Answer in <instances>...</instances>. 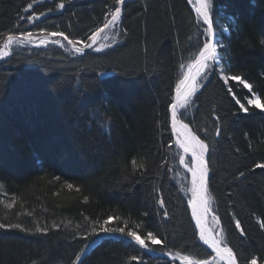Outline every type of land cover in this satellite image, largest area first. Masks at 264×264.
<instances>
[{
  "label": "trees",
  "instance_id": "16d2710c",
  "mask_svg": "<svg viewBox=\"0 0 264 264\" xmlns=\"http://www.w3.org/2000/svg\"><path fill=\"white\" fill-rule=\"evenodd\" d=\"M28 3L0 0V47L9 32L41 30L83 42L115 0H36L25 12ZM33 12L46 15L20 18ZM212 13L214 27L228 29L217 35L225 46L218 49L221 67L253 90L230 81L229 93L220 68L209 70L184 122L209 145L210 212L226 243L238 264L253 257L264 264V170L254 168L264 163V110L247 104L253 94L264 104V0H214ZM117 25L116 41L104 51L76 55L58 44H25L0 61V223L30 229H0V264H139L134 255L144 264H180L100 231L109 216L106 227L127 221L126 230L142 237L157 234L163 243L154 253L212 257L198 240L187 202L191 181L170 125V101L186 70L180 65L197 54L206 26L188 0H128ZM133 160L144 168L133 169ZM101 236L77 263L81 249Z\"/></svg>",
  "mask_w": 264,
  "mask_h": 264
},
{
  "label": "snow or ice",
  "instance_id": "6c2138e0",
  "mask_svg": "<svg viewBox=\"0 0 264 264\" xmlns=\"http://www.w3.org/2000/svg\"><path fill=\"white\" fill-rule=\"evenodd\" d=\"M36 3V0H32V3H28L25 12H28L33 8V5ZM126 0H115V5L113 9L105 17V21L101 26L95 28L94 31H90L84 41L70 39L67 34L64 32H50L46 30H41L38 44L47 45L49 42L53 44H59L61 47L64 45L61 44L59 39H51V37H62L63 40L67 41L69 45L73 46V49L76 53L83 54L85 49L92 48L93 45L98 43L99 39L108 40V35L106 30L110 28L117 27V22L121 20L122 17V6L125 5ZM188 3L193 5L195 12L197 14V22H202L206 27L203 28L200 35L206 37L202 42V47H199L197 54L187 63V65L181 64L180 68L186 70L183 72L182 78L178 79L175 84V96L170 101V113H171V131L176 134L175 145L183 150V154L179 155V163L184 165V167L191 173V188L192 198L189 201L192 208V216L196 221V225L199 228V239L203 241L205 245L211 248L216 253V258L221 261H226V264H238L237 254L233 251L232 247L228 246L226 243V234L223 232V229L216 234H214V229L208 226L207 216L210 209L211 197L208 195V185H209V165L205 159V155L209 152V145L205 140L201 139L190 127L188 123L184 122L185 113L188 111L191 106V98L196 93L200 87L199 81L204 79L208 75V71H215L218 67L220 68V78L223 83L228 86L227 91L232 93V87L229 85L230 81H238L239 84L243 85L244 88L248 89L249 92H252L253 85L248 82L247 78L242 75L235 74L229 75L231 68H223L221 64L223 58L218 51V49H224L225 46L217 39L219 31H228L227 28L221 27L217 29L214 27L212 7L214 0H188ZM58 9H64L65 3L61 2L56 6ZM55 9L50 8L49 11ZM46 15L41 12L39 14L32 13L27 17H20L21 19H26L27 22L38 21L41 16ZM110 17V18H108ZM126 31V30H125ZM102 34H104L102 36ZM37 40V37L33 35L31 31L20 32L18 35L9 32L6 36L3 46L0 47V59L8 57L11 54L12 46L15 44L17 46H22L25 44L33 43ZM115 36H113V41ZM261 44H264V39H261ZM81 45V46H77ZM108 44H100L99 47L95 48V51H103L108 48ZM104 75V73H101ZM235 99V95L233 94ZM236 104L239 105V110L247 113L249 109L245 107L239 99H236ZM247 104L264 110V104L261 103V97L253 94L252 98L247 100ZM220 118L217 116L216 120ZM102 128L105 126L103 123L100 125ZM215 134L219 136L221 134V129L219 126L216 127ZM237 151H239L237 149ZM191 153L190 162H186L185 156ZM133 169L144 168L143 164H137L136 160L132 162ZM194 165V166H190ZM256 169L264 170V163H257L254 165ZM244 172H239L237 178L244 177ZM67 188H73L72 184H67ZM87 197H85V200ZM161 206H163L164 201L161 199ZM9 208L12 207V204L8 205ZM30 215V213H29ZM145 215H147L145 213ZM164 215L167 216V212H164ZM113 217L109 216L104 220L103 224L100 226V231L109 234V235H122L126 238H130L136 245L146 252L155 251L154 245L162 244L163 241L158 238L157 234H154L151 231H148L143 237L134 230H126L127 221L124 222V227H106L105 225L109 224ZM117 221L120 220V217H115ZM212 222L215 225L220 224V218L215 214L212 215ZM260 226L264 228V222H261ZM55 227V225H54ZM139 227V225H137ZM235 227L240 231L241 236L245 235L244 229L241 226L239 220H236ZM0 229H19L20 231L28 232L30 229L24 228L19 223H0ZM93 229V233H95ZM35 232H47V229L35 228ZM223 245V246H222ZM86 244L84 248H87ZM84 249H81L83 252ZM171 255V253H169ZM179 258L185 264H215L216 258L212 260L209 259H199L193 260L189 256H181L179 253L176 256H173V259ZM81 256L78 254L75 258V261H80ZM130 260L138 261L139 264H144L142 257L140 256H131ZM75 264V262H73ZM247 264H257V259L253 257Z\"/></svg>",
  "mask_w": 264,
  "mask_h": 264
},
{
  "label": "rangeland",
  "instance_id": "374dc122",
  "mask_svg": "<svg viewBox=\"0 0 264 264\" xmlns=\"http://www.w3.org/2000/svg\"><path fill=\"white\" fill-rule=\"evenodd\" d=\"M190 5H192V4H190ZM196 14V13H195ZM198 19V18H197ZM118 23V22H117ZM116 28V27H115ZM115 28H110V29H108V30H106V34L108 35V40H103V39H99L98 40V43L95 45V47L93 48L94 50H95V48L96 47H99V45L100 44H108V45H110L108 48H106V49H109V48H111L113 45H114V43H115V41H116V37H115V40L113 41V36H115ZM104 34H102V36H103ZM34 36H36V35H34ZM40 36V35H39ZM39 36H36V37H39ZM206 38V37H205ZM51 39H59L60 41H61V44H63L64 46L63 47H65V48H67L68 50H70V51H73L74 53H76L75 51H74V49L71 47V45H69L68 43H66L64 40H63V38L62 37H51L50 38V40ZM49 43H51V42H49ZM48 43V44H49ZM30 44V43H29ZM30 45H32V44H30ZM59 45V44H58ZM15 46V44L12 46V48ZM33 46V45H32ZM36 46L37 47H41V46H44V45H39L38 43H36ZM106 49H104V50H106ZM12 50V49H11ZM103 50V51H104ZM100 52V51H99ZM205 79V78H204ZM204 79H202V80H200L199 81V84H201V82L204 80ZM193 97V96H192ZM170 115H171V113H170ZM179 149V148H178ZM180 150V149H179ZM206 156V155H205ZM187 162H190V159L188 158V160H187ZM180 166H181V164H180ZM191 181V180H190ZM190 190V189H189ZM189 198V191L187 192V199ZM189 208V207H188ZM210 217H209V223H210V226L214 229V233L216 234V233H218L219 231H220V224L219 225H215L213 222H212V215H213V213L212 212H210ZM196 231H197V229H196ZM198 234V233H197ZM215 264H224V263H222V262H220L219 260H215Z\"/></svg>",
  "mask_w": 264,
  "mask_h": 264
},
{
  "label": "bare ground",
  "instance_id": "6f19581e",
  "mask_svg": "<svg viewBox=\"0 0 264 264\" xmlns=\"http://www.w3.org/2000/svg\"><path fill=\"white\" fill-rule=\"evenodd\" d=\"M191 7H192V9L194 10V12H195V9L193 8V5H191ZM196 13V12H195ZM196 16H197V14H196ZM5 42V41H4ZM36 43H38V40H36L35 42H34V46H36ZM202 47V46H201ZM174 96H175V93H174ZM170 125H171V115H170ZM173 133V136H174V141L176 140V134L174 133V132H172ZM180 154H183V150L182 149H180ZM188 158L190 159L191 158V153H188L186 156H185V160H186V162H187V160H188ZM190 166H194V165H191L190 164ZM181 167L183 168V170H185L188 174H189V177H190V180L192 179V177H191V173L190 172H188V170L184 167V165H181ZM191 188V187H190ZM191 198H192V193H191V191L189 190V198L187 199V202H188V207H189V210H190V213H191V218H192V221H193V223H194V226H195V228L197 229V236H198V240H199V242L206 248V249H208L210 252H211V254H212V259L213 258H216V253L211 249V248H209L207 245H205L204 243H203V241H201L200 239H199V228H198V226L196 225V221H195V219L193 218V216H192V208H191V205H190V203H189V201L191 200ZM210 212H209V214H208V216H207V221H208V226L209 227H211L210 226V223H209V217H210ZM215 234V233H214ZM223 246V245H222ZM217 260H219L218 258H216ZM220 262H222V263H224V264H226V261H221V260H219ZM183 264H185V262H183V261H181Z\"/></svg>",
  "mask_w": 264,
  "mask_h": 264
},
{
  "label": "water",
  "instance_id": "95a60500",
  "mask_svg": "<svg viewBox=\"0 0 264 264\" xmlns=\"http://www.w3.org/2000/svg\"><path fill=\"white\" fill-rule=\"evenodd\" d=\"M126 1H128V0H126ZM122 8H123V6H122ZM38 39H39V37H37V40H38ZM34 42H35V41H34ZM34 42H33V43H30V44H32V45L34 46ZM66 43H67V41H66ZM71 47L73 48L72 45H71ZM94 47H95V45H93L92 48L85 49V52L88 51V50L93 49ZM85 52H84V53H85ZM84 53H83V54H84ZM10 55H11V54H10ZM10 55H9L8 57H5V58L0 59V61L3 60V59H7V58H9ZM104 237H105V236H104ZM104 237H102V236H101V237H98V238L95 239L93 242H91V243L88 245V247L84 250L83 254L81 255V259H82L83 256L88 252V250H89L91 247H93L95 244H97V243L99 242V240H100L101 238H104ZM148 253L151 254V255L163 256V257L169 258V259H171V260H175V261H177V262L183 264L179 258L173 259V257H171L170 255L157 254V253H154V252H152V251H151V252H148ZM81 259H80V260H81ZM209 260H212V257L209 258ZM78 262H79V261H78ZM78 262H77V263H78Z\"/></svg>",
  "mask_w": 264,
  "mask_h": 264
}]
</instances>
